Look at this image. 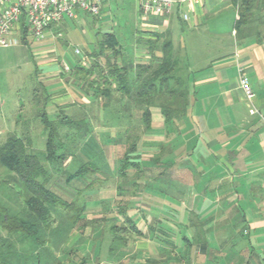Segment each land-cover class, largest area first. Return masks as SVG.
I'll return each mask as SVG.
<instances>
[{"label":"crops","instance_id":"crops-1","mask_svg":"<svg viewBox=\"0 0 264 264\" xmlns=\"http://www.w3.org/2000/svg\"><path fill=\"white\" fill-rule=\"evenodd\" d=\"M232 6L235 7L232 0L175 3L168 17H145L137 9L134 46L130 55H126L112 23L102 25L105 23L100 19L101 13L111 8L105 2L97 16L90 15L91 19L86 13L78 15L89 27H102L93 30L88 40L84 38L81 56L74 58L69 66L49 55L54 51L51 44L55 40L63 39L65 45L71 44L67 37L75 36L74 21L65 19L46 31L40 41L47 42V50L40 52L37 63L32 61L36 75L42 80L41 87L55 103L44 111L46 115L56 116L63 110L69 116H80L84 109L94 137L105 134L107 143L117 135L124 136L126 130L132 131V123L138 122L134 128L138 140L133 154L138 168L129 169L130 195L126 198V187L120 183L123 178L118 173L119 163L107 158L103 162L106 169L98 167L112 171V183L99 184L98 193L84 197L86 208L80 220L71 225L75 214L62 211L60 218L67 223L61 227L64 231L59 235L54 232L52 243L45 250L34 251L27 260L16 255L10 264H264V25L259 27L257 36L238 38L234 31L236 7L232 20L231 13L230 19H220ZM183 13L188 14L187 21H183ZM175 20L181 27L189 28L182 30L189 38V49L199 42L210 45L219 41V36H224V26L227 30L233 26L230 34L236 40L234 53L222 51L212 59L192 60V52L186 51L188 70L200 71V75L188 79L182 76L191 92L190 106L176 129L166 132L163 117L155 107L150 108L151 124L147 130L141 125L140 113L134 109L130 114L113 111L112 115L99 109L88 112V107L104 103V97L98 95V101L92 104L95 88L102 89L105 84V65L97 59L104 58L105 64L109 59L125 65L127 62L122 59L129 58V66L126 65L135 71L138 65L150 60V53L142 44L151 38L148 33L170 34L175 29ZM203 25L206 32L195 33ZM14 34L22 45L28 44V33L23 36L20 27L15 28ZM105 34L113 35L118 43L120 53L116 58L110 50L101 51L97 46ZM172 47L178 52L181 44L172 42ZM79 52L75 50L76 55ZM182 53L179 58L183 57ZM55 63L60 69L55 68ZM93 64L97 65L96 69L92 68ZM241 77L248 80L253 94L250 100L241 90ZM91 82L94 86L87 88ZM197 87L201 98L196 97ZM111 88L114 89V84ZM213 88L217 94L214 91L210 94ZM205 90H209L210 96L204 97ZM39 92L38 88L34 90L35 99H42ZM125 102L119 99L116 105ZM1 109L0 106V115L5 116ZM250 109L256 112L250 114ZM12 114L14 124L11 128L7 122L6 126L9 133L19 129L16 123L20 112L16 110ZM2 127L5 129L0 124V135ZM97 129L104 132L97 133ZM97 142L98 150L102 151ZM2 170L6 169L0 165ZM106 178L108 174L99 181ZM14 183L12 175L0 179L1 208H8L14 198L13 191L18 190L13 188ZM21 205L17 201L15 209L19 210ZM58 225L59 221H55L52 227L56 229ZM0 237H5L1 227ZM17 248V253L22 254V248ZM7 256L5 251L0 264H9Z\"/></svg>","mask_w":264,"mask_h":264},{"label":"trees","instance_id":"trees-1","mask_svg":"<svg viewBox=\"0 0 264 264\" xmlns=\"http://www.w3.org/2000/svg\"><path fill=\"white\" fill-rule=\"evenodd\" d=\"M232 2L237 11L235 35L238 38L257 36L259 27L264 25V13L261 14L264 12V0H232ZM20 30L23 36L28 33L23 20ZM148 35L151 38L142 41L143 46L150 53L147 64L138 65L137 69L132 71L129 65L106 60L105 84L102 89L96 87L92 95V104H96L98 95L104 97V103L96 107H88V112L92 113V110L96 112L99 109L110 114L113 111L115 114L120 112L130 114V109L132 111L134 109L140 113L141 125L147 130L151 124L150 108L155 107L163 117L166 132L171 133L187 113L191 92L187 81L179 75L180 60L173 52L169 33L150 32ZM97 46L101 51L110 50L115 58L120 53L118 43L110 34L103 35ZM79 68L83 69V67ZM92 68L96 69L97 65L93 64ZM93 84L91 82L87 88H92ZM113 84L114 89L111 88ZM119 99L126 102L121 106L116 105ZM81 112L83 113L80 116H69L63 110H59L54 119H49L43 112L40 123L43 129L45 163L55 172L59 167L67 169L71 164L78 163V167L72 173L63 177L67 186L76 179L80 180L86 176L93 178L90 183L83 186L81 189L83 191L88 188L98 189L100 177L107 176V173L103 172L90 157L87 160L79 157L82 153L80 144L98 147L95 142L92 143L93 145H88L97 139L93 135L91 123L85 119V110ZM117 124L120 125L121 120ZM136 134L135 131L130 130L124 133V150L118 159V173L123 179H127L130 168L134 170L138 168L136 157L133 155L138 140ZM69 140L71 142H68ZM31 143L29 137L19 138L10 134L0 144V165L14 177L13 188L18 189L13 191L14 198L10 200L8 208L6 206L1 208L0 204V227L5 232V237H0V257H4L6 251L9 264L10 259L15 258L16 255L23 256L27 260L34 251L45 250V246L49 242L52 243L54 232L59 235L66 223L64 218H60L62 211L75 214V220L71 223L74 225L80 220L79 217L86 208L85 201L80 204L78 198L63 199L53 191V188H50L49 183L54 172L51 173L36 155L29 152ZM108 143H115V139H109ZM77 159L78 161L75 162ZM17 201L22 204L19 210L15 209ZM55 221H59L56 229L52 227ZM125 221L130 222L128 218ZM17 246L22 248L23 255L17 253Z\"/></svg>","mask_w":264,"mask_h":264},{"label":"rangeland","instance_id":"rangeland-1","mask_svg":"<svg viewBox=\"0 0 264 264\" xmlns=\"http://www.w3.org/2000/svg\"><path fill=\"white\" fill-rule=\"evenodd\" d=\"M106 3H109V5H111V8L109 12L104 10V12L101 13L100 19H102V21L105 23L102 25L107 26L112 23V26H113L112 30H114L113 31L114 34L118 37V40L121 46L123 47L125 54L130 55V53L133 50V46H134V35H135V30H136L135 25L137 23V4L132 0H110V1H107ZM235 12H236L235 7L232 6L228 10V12L227 11L225 13L223 12V15L221 16L220 19L221 20L230 19V16L228 17V15H230L231 13V20H232ZM88 18L91 19L92 17H90L89 15ZM83 19L84 18H82L81 16L76 22H74L73 32L75 33V36L67 37V40L71 42V44H69L68 46L65 45L63 43V39L55 40L53 44H51V48H53L54 51L49 56L52 59L58 60L59 62L62 63V65L69 66L70 64H72V62H74L73 61L74 58L81 56L82 50H83L84 38L88 40L93 30L94 32H96L97 29L102 27V25L101 27L100 25H98L97 28L89 27L83 21ZM207 20L208 18L204 19V22H206ZM221 23L225 24L226 22L222 21ZM174 24H175V29L169 34V37H170L171 43L173 42L174 45L179 46L181 44V47H180L181 49L178 50V52L176 51H173V52L179 58V56L181 57V52L183 51L182 54L184 55L182 56L184 58L183 57L179 58V60L181 61V63L179 61L180 67L182 68L179 75L181 74V76L186 77V79H188L189 76L194 77V76L200 75V73L198 74V72L200 71H197L195 73H190V71L188 70L187 59L185 57L186 51L192 52L190 57H192V60L195 59L198 61L201 60V58L203 59V58L209 57L210 59H212V58L218 57L220 55L219 53H222V51L225 54H232L235 51V48H236L235 41L236 40L230 34V31L233 28L232 25H231V28L229 27L228 30H227V27L225 26L223 27L222 33L224 34V36H219V41L210 42V45L199 42V44H194V49L193 48L189 49V44H188L189 38L187 37L186 33L185 34L183 33V31H186L189 28H186L187 26L181 27V25L179 24L177 20H175ZM188 27H190V25ZM199 31L206 32V25L205 27L204 25L199 27L198 30L195 31V33H198ZM27 40H28L27 45H22L17 38L18 44L5 47V48L0 47V103H1L0 106L1 108H3L1 109V112L6 113L5 116L3 114L0 115V124H3V126H5V129L3 127L1 128L2 135H0V144H2L6 140L7 136L10 135V133L19 138H22V137L31 138L32 143H31V148L29 149V152L36 155L38 159L41 161V163H43L44 166L50 169L51 173L52 172L55 173V174L52 173V179L49 183L50 188H53V191L59 194V196L63 199L70 198L71 200L73 197L79 195L80 197H79L78 203L81 204L84 200V197H89L91 195L98 193L97 192L98 190L96 188H88L86 190L81 191L83 186L90 183L93 180V178H91L90 176H86L80 180L76 179V180H73L67 186L64 182V177L68 173H72L78 167V163L71 164L67 169L63 167H59L58 171L55 172V171H52L50 168L51 166L45 163L44 161V157H43L44 156V138H43V129L40 123V120L42 118L41 114L44 111H47L48 109H50L49 105H51V103L52 104H55V103L54 101H51V99L47 97L46 90L41 87L42 80H40L39 76L36 75V66L33 64L32 61H35V63L39 61L38 59L40 58L39 56L40 52L43 50H47L46 48L47 42L46 41L39 42L35 40L31 36L30 33H28ZM198 47L200 48L198 49ZM75 50L80 51L79 52L80 54L76 55ZM97 60L102 65H105L104 58L103 59L99 58ZM122 60L124 62H127L126 64L129 63V58H123ZM182 63H183V66H182ZM54 66L55 68L60 69V66L58 63H55ZM43 70H45V68ZM68 72H70V70ZM37 88L40 91L39 93L41 94L42 99L34 98L36 95L34 94V90ZM40 88H42L43 90H41ZM198 89L200 88L197 87L196 89L197 90L196 97L201 98L200 93L198 96ZM213 91H214V94L218 93L217 90L213 88L210 90V94ZM208 92L209 90L208 91L205 90V93L203 94L204 97L210 96L209 94H207ZM214 94L211 96H214ZM16 110H19L20 112V115L17 118L18 120L16 123L19 129L17 128L15 129V131H12V132L10 131L9 133V131H7V128H6L7 122H8L9 127L12 128V125L14 124L13 122H11V119H13L12 112L16 113ZM131 111L132 110L130 109V113ZM10 113L12 114V116L10 115ZM47 117L49 119L55 118L54 115H51L49 113ZM137 125H139V123L136 121L132 123V126H133L132 131H135L134 128L137 127ZM96 131L97 133H100L101 131L104 132V130L102 129L101 130L97 129ZM110 132H113V130H111ZM123 137L124 136L122 135L121 136L117 135L116 137H114L115 143L112 144V143L106 142L107 136L105 134H102V136L100 135L96 136L95 138L97 139V141H99V144L101 146L100 149L102 151L98 150V147L95 148L93 146L94 147L93 148V147L85 146V145L81 146L82 144H80V147L82 148L80 150H82L83 154L79 152L80 153L79 157L82 159H84V157L85 158L90 157L93 161L96 162L98 166H101L103 169H106V165H104L103 162H106L107 158L110 160L111 159L116 160V163H117L119 157L122 155L123 150H124L123 145H125V140ZM118 139H119V142H117ZM131 139L132 138H130V140ZM97 141H91V143H88V145H93L92 143L94 142L97 145ZM68 142H71V140H69ZM70 150H73V149H70ZM77 161L78 159L75 160V162ZM102 171L106 172L109 178H106L105 180H102V181H98V185L99 184L100 185L101 184H111L112 181H110V176H111L112 171L110 169L102 170ZM9 175L10 173L7 172L6 170H2V172L0 171V179L6 180V177H8ZM115 179L118 180L117 178ZM129 179L130 178L127 177V179H124V180L122 179L120 181V183H123V185H125L126 187L125 196H124L126 198L129 197L130 195V191H129L130 189L127 185L129 182ZM78 191H80V193ZM81 195H84V196H81Z\"/></svg>","mask_w":264,"mask_h":264},{"label":"built area","instance_id":"built-area-1","mask_svg":"<svg viewBox=\"0 0 264 264\" xmlns=\"http://www.w3.org/2000/svg\"><path fill=\"white\" fill-rule=\"evenodd\" d=\"M110 0H0V47L18 44L15 28L25 22L28 33L40 41L45 38L46 31L67 19L76 22L80 13L97 16L103 3ZM137 4L143 16L155 15L168 17L175 3L199 4V0H132ZM183 21L188 14H182ZM20 41V39L18 38ZM69 69L65 67V71ZM240 87L247 100L253 97L248 80L240 78ZM256 111L250 109L249 113Z\"/></svg>","mask_w":264,"mask_h":264}]
</instances>
